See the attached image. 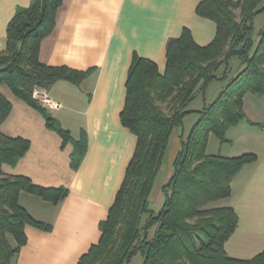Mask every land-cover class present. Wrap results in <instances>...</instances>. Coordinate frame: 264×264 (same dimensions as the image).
Returning <instances> with one entry per match:
<instances>
[{
    "label": "trees",
    "instance_id": "obj_1",
    "mask_svg": "<svg viewBox=\"0 0 264 264\" xmlns=\"http://www.w3.org/2000/svg\"><path fill=\"white\" fill-rule=\"evenodd\" d=\"M261 1L202 0L197 13L216 22L214 40L200 45L184 27L179 37L167 43L164 72L154 60L134 53L121 121L137 136L135 153L108 217L100 223L99 242L77 264H125L138 253L141 264H264V250L252 258L228 254L226 242L239 217L234 207L215 204L231 196L234 177L258 156L230 157L207 150L211 134L221 142L229 141V128L246 117L247 93L264 96V26L258 38L254 37L255 17L264 12ZM62 4L63 0H32L29 6L17 9L8 24L7 47L0 52V86H9L43 114L47 126L65 143L72 142L71 166L78 169L88 149L86 132L74 138L33 97L37 85L47 88L61 79L79 84L92 71L40 60L41 43L53 31ZM233 56L241 59L242 67L231 75ZM215 79L225 80L226 85L213 102L197 111L199 118L182 140L174 172L162 187L163 205L155 210L149 197L173 130L194 112L188 109L190 103ZM12 107L0 89V127ZM29 148V139L6 135L0 129V264H14L28 241L27 224L47 231L53 228L20 203L21 193L36 194L54 204L69 194L66 186L46 187L27 176L3 171L4 163L16 164Z\"/></svg>",
    "mask_w": 264,
    "mask_h": 264
},
{
    "label": "crops",
    "instance_id": "obj_2",
    "mask_svg": "<svg viewBox=\"0 0 264 264\" xmlns=\"http://www.w3.org/2000/svg\"><path fill=\"white\" fill-rule=\"evenodd\" d=\"M201 1L63 0L53 31L41 43L40 60L53 66L92 69L79 84L61 79L45 88L62 104L50 110L52 115L74 138L83 130L87 134V153L78 169L71 166L72 142L65 143L47 126L40 111L17 97L9 86L1 85L13 103L1 131L30 140L26 154L16 164L4 163L3 171L27 176L42 186L69 188V194L58 204L33 193H21L20 203L53 228L47 231L27 224L28 241L14 264H77L99 242L100 223L108 217L137 145L136 134L121 121L133 55L154 60L164 72L167 43L179 37L184 27L200 45L211 43L217 24L197 13ZM31 2L0 0V52L7 47L8 24L17 9ZM241 67L242 62L238 70ZM215 80L221 82L213 94L218 95L226 81ZM211 82L202 93L205 99L201 106H189L194 112L186 117L199 115L197 111L214 101L209 96ZM244 109L246 117L227 132L229 141L218 139L211 148L210 136L207 150L230 157L244 153L258 156L234 177L232 194L223 204L234 207L239 217L235 232L226 242L228 254L252 258L264 250V96L247 93ZM175 130L151 192L152 208L164 202L162 187L174 172V160L186 137L184 130Z\"/></svg>",
    "mask_w": 264,
    "mask_h": 264
},
{
    "label": "rangeland",
    "instance_id": "obj_3",
    "mask_svg": "<svg viewBox=\"0 0 264 264\" xmlns=\"http://www.w3.org/2000/svg\"><path fill=\"white\" fill-rule=\"evenodd\" d=\"M259 7H264V0L261 1ZM239 13H240V10L237 9V14H239ZM254 22H255V33H254L255 36L254 37H255V39H257L258 38V35H257L258 34V31L261 29V27L264 26V12L261 13V14H259L258 16H256ZM240 63H241V59L239 57H237V56L231 57V59L229 61L230 68H231L230 69V73L231 72H233L232 74L236 73V71L238 70V65ZM224 68H225L224 65L221 66L220 69L218 70V74L222 73V71L224 70ZM219 83H221L220 80L219 81L218 80H214V81L211 82V84L209 86V96L210 97H213L214 98L213 100H215L217 98V96L219 95V94L218 95H213V94H216L215 93L216 92L215 89L218 87ZM45 88L46 87H42V86H38V85L35 86L34 87V90H33V97L37 101H39V103L43 107L47 108L49 111L52 110V109H58V108H53V107H51V106H49L47 104H44V102H43L44 100L39 99L38 97H35L34 92H35L36 89H41V90L45 91ZM198 95H197L198 98H195V100H193V102H191L189 106H201V104L203 103V100L205 99V96L202 95V92L199 93ZM61 106H62V104H61ZM198 118H199V115H197V114H194L190 118H188V117H186V119L184 118L185 120H183V125L182 126H179V127H176V130L175 131H177V129H179V131L184 130L185 135L187 137L188 134H189V132H190V130H191V128H192V126L195 124V122L198 120ZM210 136H211V139H213L212 142H211V148H212L213 147V144L215 143V141H218V138L216 136H214L213 134H211ZM186 137H184L183 139H186ZM150 198H151V195L149 197V200H150ZM225 202H226L225 200H220V201L216 202L215 204H217V205H220V204L223 205V204H225ZM162 205L163 204H161V203L155 204L154 207H153V209L159 210L162 207ZM151 232H153V230ZM142 259L143 258H142L141 253H138L136 256L133 257V259L131 260L130 263H125V264H141L142 263Z\"/></svg>",
    "mask_w": 264,
    "mask_h": 264
},
{
    "label": "built area",
    "instance_id": "obj_4",
    "mask_svg": "<svg viewBox=\"0 0 264 264\" xmlns=\"http://www.w3.org/2000/svg\"><path fill=\"white\" fill-rule=\"evenodd\" d=\"M35 97H38L39 99L44 100V104H47L53 108H60L61 104L58 101H55L53 98H51L46 91H43L41 89H36L34 92Z\"/></svg>",
    "mask_w": 264,
    "mask_h": 264
}]
</instances>
